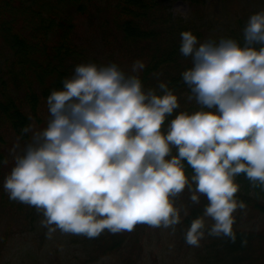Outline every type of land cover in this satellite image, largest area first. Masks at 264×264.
<instances>
[{
  "label": "clouds",
  "instance_id": "9594fccd",
  "mask_svg": "<svg viewBox=\"0 0 264 264\" xmlns=\"http://www.w3.org/2000/svg\"><path fill=\"white\" fill-rule=\"evenodd\" d=\"M180 36L179 51L194 64L182 79L200 105L217 111L181 112L165 134L166 117L179 107L166 83L159 84L165 94L157 95L114 63H81L46 98V126L22 128L30 138L22 155L15 154L19 145L12 149L15 166L3 187L10 200L42 211L49 239L57 229L95 238L105 229L131 232L140 223L179 224L173 197L190 183L186 160L195 170L191 201L199 204L201 194L209 201L191 222L186 243L199 246L205 216L214 221L208 235L236 241L234 213L246 207L236 198V177L264 184V46H254L264 45V11L249 18L243 47L230 38L197 47L191 30ZM144 68L136 60L131 71ZM173 146L178 155L168 159Z\"/></svg>",
  "mask_w": 264,
  "mask_h": 264
},
{
  "label": "trees",
  "instance_id": "16d2710c",
  "mask_svg": "<svg viewBox=\"0 0 264 264\" xmlns=\"http://www.w3.org/2000/svg\"><path fill=\"white\" fill-rule=\"evenodd\" d=\"M114 21L125 41L146 47L145 68L139 77L146 88L155 90L157 95L165 94L160 83L167 84L179 100V107L166 117L161 131L165 134L173 119L181 112L194 114L198 111H211L203 105L195 104L191 89L182 79V73L194 67L192 57H184L179 49L182 31L191 30L200 35L189 20L174 16L168 3L171 0H112ZM196 6L205 0H192ZM96 0H0V195H7L4 182L7 177L6 134L13 130L20 137L22 128L31 124L33 119H41V109L47 108L46 98L51 91L63 87L62 81L74 75L75 66L84 56L83 46L76 41V27L79 16L85 11L93 12ZM249 16L239 17L234 27L227 33H217L213 39H234L244 46V29ZM199 46V41L197 47ZM257 49L264 46L254 45ZM178 155V148L172 147L171 156ZM184 164L190 183L184 191L173 197L179 202L181 222L178 225L179 244L186 245L193 263L184 264H264V184L251 182L241 173L236 177L240 184L236 194L238 200L245 202L244 209L234 213L233 231L236 241L226 236L208 235L214 221L204 217L205 235L198 247L188 245L185 240L191 222L203 216L207 197L200 196L195 204L190 196L195 190L191 182L195 170ZM10 208L27 223L34 224L43 213L35 207L19 201L5 199ZM187 210L188 215H184ZM33 227V226H32ZM38 226L32 230H38ZM47 231V228L44 227ZM7 234V233H6ZM4 238H7L6 236ZM128 233H112L105 229L98 237H86L84 247L92 249L88 262L118 255L123 264H138L143 244L131 245ZM247 241V243H242ZM130 246L129 248H126Z\"/></svg>",
  "mask_w": 264,
  "mask_h": 264
},
{
  "label": "rangeland",
  "instance_id": "374dc122",
  "mask_svg": "<svg viewBox=\"0 0 264 264\" xmlns=\"http://www.w3.org/2000/svg\"><path fill=\"white\" fill-rule=\"evenodd\" d=\"M93 12L85 11L78 18L76 41L83 46L84 56L81 63H94L97 66L116 64L127 75H139L131 71L136 60H146V47L127 42L114 21L112 0H96ZM192 0H171L168 5L174 16L189 20L195 27L199 43L213 39L217 33H227L235 26L239 17H246L264 11V0H205L195 6ZM4 57H1L0 64ZM143 88H146L143 84ZM195 104H199L193 96ZM217 111V109H211ZM41 119H33L38 128L46 126L49 113L41 109ZM32 122V123H33ZM6 134L7 176L15 166L14 155L23 154L26 141L13 130ZM15 154L12 152L14 146ZM238 183V182H237ZM239 184V183H238ZM240 185V184H239ZM0 195V264H123L117 255L101 258L89 263L92 249L84 247L86 236L62 233L59 229L49 239L47 231L41 225L44 216L35 221L38 230H32L34 224L27 223L25 217L18 216ZM179 207V202H177ZM33 226V227H32ZM54 227V225H53ZM125 232V231H122ZM131 245L143 244L138 264H184L193 263L191 254L184 245L179 244L178 225L153 228L147 224H137L131 232L126 231ZM7 233V234H6ZM7 238H4V237ZM127 246L126 248H129ZM130 250V248H129Z\"/></svg>",
  "mask_w": 264,
  "mask_h": 264
}]
</instances>
